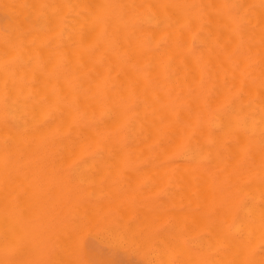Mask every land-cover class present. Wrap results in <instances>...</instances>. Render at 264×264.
Here are the masks:
<instances>
[{
  "label": "bare ground",
  "instance_id": "bare-ground-1",
  "mask_svg": "<svg viewBox=\"0 0 264 264\" xmlns=\"http://www.w3.org/2000/svg\"><path fill=\"white\" fill-rule=\"evenodd\" d=\"M0 8L5 15L4 26L0 23V264H28L25 263L23 247L26 240L34 242V238L36 239L35 236L33 239H27V233L32 232L30 228L34 230L39 219L43 222L51 216L53 218L56 211H61L59 213L62 214V206L73 210L74 206L70 207L73 202L75 204L72 198L84 193L75 190L79 196L78 193L71 195L73 197L68 196L72 201L65 206L67 195L77 184L70 181L75 183L72 184L73 188L70 182L68 185L66 182L69 176H64V173H67H63L64 170L61 174L60 169L59 173L53 172L54 177L57 178L55 175L58 174V177L62 175L63 177H60L63 179L67 178L62 182L69 188L66 185V190L61 189L66 191L67 195L62 192L54 193L56 188L59 189L57 192L60 191V185L62 188V178H58L60 183L56 182L57 179L51 181L54 177L50 170L54 167L52 165L57 168H60V165L66 167L74 160L72 158L84 156H100L103 160L104 157L108 160V157H111L104 167L109 169V166L115 165L117 168L113 166V169L111 166L114 171L105 169V174L108 171L114 173L120 168L118 172L122 175L126 170H122L126 166H121L125 163V158H129L132 163L134 158H150L152 162L148 165L153 167L152 171H161H154L159 174H154L155 178L148 167L151 171L149 175L152 174L158 182L162 172H166L170 179L172 174L173 178L179 174L177 179L187 188H184L187 190L185 193L192 199L191 203L202 205L199 214L204 221L201 218L200 221L209 224L208 232L212 236L209 240L214 247L213 263L264 264V0H0ZM16 157H23V160ZM24 157L28 159L25 160ZM31 157L35 160L30 159ZM45 157H64L66 162L64 159H60L61 162L58 159V163L56 159L53 160L55 163L49 160L51 169L48 168L47 172L44 166L48 161ZM65 157H69L68 161ZM113 157L121 159L117 163L115 159L111 164ZM101 159L95 161H102L101 164L105 165L107 159ZM29 164L36 165L37 169H40L38 166L44 167L41 168L42 171L39 170L43 172V176L32 167L35 169L34 173H38V179L35 174L36 181L30 176L29 179L26 178L32 173L27 174L26 168L31 167ZM101 164L98 163V167L95 165L94 170L101 169ZM91 165V168H94L92 163ZM10 166L14 171L16 166L19 171L22 167L25 169L23 172L27 170L22 172L26 174V179L24 176V179L19 178L22 176L19 171V179L15 178L16 172L14 173ZM19 167L21 168L18 169ZM102 170L98 173H102ZM145 170L142 174L148 171ZM119 173L117 176H121ZM133 173L132 171L129 174ZM9 174L15 178L14 182ZM48 174L49 177L45 176ZM94 174L91 173V177ZM163 174L162 177L166 176ZM104 175L101 179L108 178L111 174H106V177ZM122 176L127 179L130 175ZM40 177L49 179L41 183L43 178ZM112 177L114 175L110 178ZM130 178L127 181L120 180L127 183ZM173 178L171 180L176 179ZM81 179L82 182L83 178ZM151 179L152 177L149 179L148 176V184ZM166 179H162L164 183ZM107 180L106 185L108 183L111 186ZM134 180L131 182L136 186ZM88 181L95 182V179L92 177V180ZM176 181L175 185L178 183ZM120 182L117 181V185ZM151 182L150 185L155 186ZM163 182L161 181L162 185ZM102 183L105 185L104 181ZM99 185L100 183L97 186ZM131 185L129 183L126 189ZM138 185L133 186L134 189L137 188L136 192L140 189ZM175 185L172 182L171 186ZM86 186L87 184L83 188H88ZM157 186L149 187L154 188L152 191L156 193L160 189ZM113 187L115 188V185ZM89 188L93 187L90 185ZM96 188H93L96 195L98 192L101 196L99 191L104 188H99V191H96ZM108 189L111 190L112 187L103 190L105 195ZM119 189L115 190L120 191ZM145 189L141 188L140 192ZM151 189L144 191V196L154 194L150 192ZM123 190L115 191L116 197L119 193L124 197ZM128 192L129 196H135L134 193L130 194L131 191ZM182 192L181 195L185 198L186 195ZM11 193H14V196ZM71 193L73 194L74 190ZM93 194L95 193L92 192V197H96ZM113 195L111 196L114 197ZM141 195L140 198L143 196ZM11 196H16L13 198L15 203ZM120 196L118 195L119 198ZM112 197L111 199H117ZM80 198L82 199V196ZM126 198V201H129L130 197ZM184 198L182 197L183 200ZM194 198L199 199L201 204H197L198 200L193 201ZM119 200L116 202L119 203ZM79 201L76 202L77 205L82 202ZM142 201L144 203V200ZM187 202L186 204H189ZM87 203L92 206L89 200ZM88 204L90 208L86 207L91 210L97 203H93V208ZM104 204L97 205L99 208L101 205L106 207L107 204ZM113 204L115 205V202ZM113 204L111 207L114 208ZM56 206L61 210L58 207L56 210L51 208ZM50 208L56 213L51 210L52 215ZM96 208L98 209L97 206ZM47 209L50 211L47 212L50 214L49 218L44 215ZM104 209L101 208L102 211L110 208ZM29 210L34 212H28L32 216L29 217L28 214L27 219ZM95 210H92L93 219L97 217ZM102 211L101 214L104 213ZM36 212L38 218L33 216ZM139 212L141 213L140 210ZM171 212L169 211V214ZM185 212L183 210L179 214L181 217L185 214L189 218L190 212ZM173 213L178 215L176 211ZM191 213L193 214L192 211ZM196 213L194 212L193 217L198 215ZM63 214L65 215V212ZM80 214H76L75 218ZM129 214L123 218L131 219ZM143 214L146 215L145 212ZM124 215L126 214L123 212ZM193 217L191 224L196 226V223H199V226L202 224L203 227L204 223L199 220L195 223L197 220L194 221ZM90 218L92 219V216ZM120 218L123 219L122 216ZM49 221L52 227L54 220ZM74 221L72 222L77 223ZM88 221L89 219L86 220ZM48 223H40L41 230L44 227L48 230ZM45 224L46 226H42ZM79 224L76 229L80 227ZM61 225L59 227L66 226ZM54 226L56 230L57 224ZM170 227L167 229L171 230ZM37 231L39 230L35 229L34 232ZM53 231L47 233L52 234ZM62 232L64 234L65 229ZM41 234H44L45 238V233ZM54 234L55 237L58 236L56 232ZM38 235L40 240L43 235ZM38 235L36 234L37 238ZM69 237L67 236V239H70ZM161 240L162 244H166L162 238ZM175 244L178 247L181 245L180 248L185 251L183 244ZM175 244H170L172 249ZM13 246L17 253L12 260L10 251ZM175 248L173 250L180 251ZM178 251L175 252L176 255L181 256L183 252L178 254ZM194 252L186 250L185 257L191 255L194 259ZM189 257V262L185 258L184 264L200 260L199 256H195V260ZM166 259L168 258L164 256L161 261ZM181 260L178 259L179 262ZM199 262L201 263V260Z\"/></svg>",
  "mask_w": 264,
  "mask_h": 264
},
{
  "label": "rangeland",
  "instance_id": "rangeland-1",
  "mask_svg": "<svg viewBox=\"0 0 264 264\" xmlns=\"http://www.w3.org/2000/svg\"><path fill=\"white\" fill-rule=\"evenodd\" d=\"M5 15H4V13L1 11V8H0V23H1V25L2 26H4V24H5V19L3 18ZM17 158V157H16ZM18 158H22L21 160H23V157H18ZM17 158V159H18ZM46 158V157H45ZM45 158H41V160H45ZM49 157H47L46 159H47V161H48V163L44 166V167H46V169H47V172L49 171L48 170V168H50L51 169V163L50 162H54L55 163V161H57V163H58V161L60 160V159H64V157H52V159H48ZM66 158V157H65ZM67 158H69V157H67ZM66 158V159H67ZM71 158V157H70ZM75 158H77V157H75ZM75 158H72V159H74V160H72L71 161V159L69 160V161H71L70 162V164H69V166H68V164H67V166H66V163H65V166L66 167H64L63 165H60V168L58 167H56V165H52V167L54 166L56 169H58V171L53 167V169H55V170H53V169H51L50 170V173L52 172V176L54 177V174H55V172H58L59 173V170H60V173L62 174V170H64L63 171V173L64 172H67V173H64L65 175L64 176H66V174H67V177L69 178V179H67V178H65V179H63L62 177V175H59V177L60 176H62V177H60V178H62L61 179V182H62V180L63 181H65L66 179H67V182L66 183H68V182H70V181H74L77 185H75V189H72L71 191H73L74 190V193L72 194H70V190L68 189L69 187H68V185L71 183H68V185L67 184H65V186H64V183L62 182V183H60V179H58L59 177H58V174L57 175H55V176H57V178H52V180L51 181H55V179H57L56 180V182H59L60 184H63V186H62V188H61V185H60V191L59 192H57V190H59V189H55V191H54V193L56 192V193H60V192H62V193H65L66 191V185H67V189L70 191L69 192V195H67L66 193V195H67V198H68V196H71V195H73L74 196V194L75 193H78V192H75V190H77L78 189V191L80 190L82 193H84V195H85V193H86V196H84V195H81L82 196V199L80 198L81 196H79V193H78V195L77 194H75V195H77V196H79V197H74V198H72L73 199V201H75V204H74V202L72 203V205H70V207H73L72 209L73 210H71L69 207V209L67 208V207H64V206H62V208L61 209H64V211H62V214L65 212V215L63 214H60L59 212H61V211H56L55 212V210L56 209H58L59 207L58 206H60V205H58V206H56V207H51V208H55V210L54 209H51L50 208V211L52 210V211H54V214L56 213V215H54V217L52 218V216H51V218H49V216H50V214H48V213H50V211L48 210H46L45 211V214L44 215H48L47 217L49 218H47L48 220H46V219H44V218H46V217H42L43 219H44V221H45V223H48V221L49 220H51V222L53 221V223H54V225H56L57 224V231L56 230H54L56 227L53 225V223H52V227L50 226L51 224H50V221H49V229L47 230L45 227H44V229H42V230H47V232L48 231H50V232H52L53 230L56 232V235H58V236H56L55 237V232L53 231V233L52 234H48L47 232H45V231H42L41 230V225H40V223L41 224H44V221L43 222H40V219L38 220V222L39 223H37V224H35V228H34V230H32V228H30L31 229V233L29 232V233H27L28 235H27V239H31V237H32V239H33V237L35 236L36 237V239L34 238V242H35V244H34V242L32 241V240H26L27 242L25 243V246L23 247V252H24V257L26 258L25 260V263L26 262H28V264L30 263V264H164L165 263V261L166 260H168V261H166V264H171V263H173L174 264V261H175V264H176V262L178 261V259H182L181 260V262H177V264H184L185 263V256L187 255L186 253H185V251L187 250V252H188V249H189V251L191 252H194V250H196L194 253H193V255H194V259L193 258H191V255H188V257L190 258V259H193V260H195L196 259V257L198 258V256L200 257V260H201V263L199 262L200 260L198 259V261L196 262V263H200V264H214L213 263V256H214V247H213V243H212V241H210L209 239H211L212 238V236H211V234H210V232H208L209 231V224H208V222L207 223H204V222H201L200 220L202 219V221H204L203 219V217L201 216V214H199V213H201L200 211L202 210H200V208H202L200 205L199 206H197V205H195L194 203H191L192 202V199H189V197H187L188 196V194L186 195V193L185 192H187V190H185V189H187L185 186H184V184L182 183V182H180V180H178L177 178H178V176H179V174H176L177 175V177H174V178H176L178 181H176V179H174L173 178V176H174V174H172L173 176H171L174 180H171L170 178H169V176L166 174V172H164V174H166V176L163 174V172H162V174L165 176H163L162 177V174H161V177H158V178H161V180L160 179H158V180H160V182H158L155 178V176H154V171L157 173L158 171H156V170H154L153 169V171H152V168L149 166V165H151V162H152V160L150 159V158H134V160H133V158H130V159H132L134 162L132 163V162H129V158H123L124 160H125V163L123 162L122 164H121V166H126V167H124L123 169H122V167H121V169L122 170H124V169H126V170H124L125 172L122 174V175H125V176H129V178L131 177V175H134V177H136V175H138L137 177H145V179H144V177H143V179H138L137 177H136V180L137 181H139V183L136 181V180H134V177L132 178H130V182L128 181L127 183H123L122 181L123 180H129V178H127V179H125V178H123L124 176H122L119 172V170H120V168H119V166H118V170H115V172L114 173H110L109 171H111L112 170V167L113 166H115V165H111V164H113V160L115 161V159L116 158H114L113 157V159H112V162H111V166H109V169H108V167H107V169L104 167V166H106L107 165V161H109V160H111V157H108V158H110L109 160L106 158V157H104V159L106 160H103V157H102V159H101V157L100 156H84V157H80V158H77V159H75ZM16 159V160H17ZM24 159L25 160H27L28 158L26 157H24ZM30 159H32V160H35V159H33V157H31ZM56 159V160H55ZM59 159V160H58ZM97 159H101V160H103V161H105L106 163H105V165H103L104 163H102L101 164V162L102 161H100V162H98V161H95V160H97ZM118 159V160H117ZM116 159V163L117 162H119V160L121 159V158H117ZM142 159V160H141ZM145 159V160H144ZM18 160H20V159H18ZM32 160H29V161H32ZM37 160H39L38 158H37ZM49 160H50V162H49ZM53 160H55V161H53ZM65 160V159H64ZM136 160V161H135ZM67 161H68V159H67ZM90 161V162H89ZM93 161L96 163H93ZM131 161V160H130ZM60 162H61V160H60ZM63 162V161H62ZM65 162H66V160H65ZM87 164L86 166H85V163ZM127 162V163H126ZM50 163V165H48ZM68 163V162H67ZM84 163V164H83ZM91 163L94 165V168H91L92 167V165H91ZM101 164L100 165V167L101 166H103L101 169L100 168H97V169H100L99 171H101L103 168V170H102V173H100V174H105L103 171H105V169H106V171L107 170H109L108 172L111 174V175H114V177H115V174H116V178H114V177H112V178H110L111 177V175H110V177H108V178H103V179H101L102 178V176L96 171V170H94L95 169V167L97 166L98 167V165L97 164ZM115 163V162H114ZM32 164V163H31ZM61 164H64V163H61ZM91 166H90V165ZM119 164V163H118ZM117 164V165H118ZM149 164V165H148ZM96 165V166H95ZM12 166H14L15 167V165H12ZM12 166H10V167H12ZM26 165H24V168H26L25 167ZM31 165L29 164V167H30ZM50 166V167H49ZM57 166H58V164H57ZM77 166L79 167V168H77ZM84 166V167H83ZM28 167V166H27ZM32 167H34V168H36L37 166L36 165H34V166H31L30 168H26L27 170H28V172H27V174L29 173V172H32V173H29V175L26 177V178H28L29 179V176H30V178H33V181L37 178L38 179V177H39V175L38 176H36L38 173H41L40 175L41 176H43V172H39V170L41 169V168H44V167H40V166H38V168H40V169H37V171H38V173L37 174H35L34 172V170L35 169H32ZM63 167V168H62ZM91 168V170L89 171V168ZM111 167V168H110ZM116 167V166H115ZM151 169V171H152V174H153V176L155 177V178H153V176H151V175H149V172L151 173V171H150V169ZM13 168V167H12ZM12 168L10 169V171H9V173L11 174V170H12ZM21 167H19L18 169H20ZM23 167H22V169H20V171L19 170H17V166H16V168H15V170L16 171H14V168H13V171H14V173L16 172V175L13 173V175H15V176H17V177H15V178H18L19 177V175L20 174H22V172L25 170ZM117 168V167H116ZM131 169L130 171H129V169ZM141 168H142V171H141ZM143 168H147L146 170L145 169H143ZM46 169H45V171H46ZM88 169V170H87ZM93 169V170H92ZM113 169H114V167H113ZM133 169V170H132ZM138 169H140V170H138ZM23 170V171H22ZM26 170V171H27ZM30 170V171H29ZM121 170V171H122ZM134 170H138L137 172L136 171H134ZM144 170L145 171H147L145 174H142V173H144ZM20 173H19V172ZM25 171V172H26ZM41 171H42V169H41ZM44 171V170H43ZM80 171H82L83 172V174H82V172H80ZM88 171L90 172V173H88ZM97 173H96V172ZM114 170H112V172H113ZM116 171H117V173H119L121 176H117V173H116ZM119 171V172H118ZM127 171H128V173H127ZM132 171L134 172L133 174H129L130 172L132 173ZM141 173H140V172ZM19 173V175H18V173ZM25 172H23V173H25ZM53 172H54V174H53ZM108 172H106V174L108 175ZM136 172V173H135ZM160 173H161V171H159ZM158 172V173H159ZM46 173V172H45ZM44 173V174H45ZM91 173L92 174H94V173H96V174H94V176L92 175V177H94V179H95V182L93 181H88L89 179H91L92 180V177H91ZM138 173V174H137ZM139 173H140V175H139ZM9 174V176H11V178H12V181L14 182V180H15V178L14 177H12L13 175H10ZM33 175L32 177H31V175ZM34 174H35V177L36 178H34ZM105 174V175H106ZM127 174V175H126ZM147 174V175H146ZM169 175H170V173H168ZM24 175H26V174H22V176H20L19 178L20 179H24L25 178V176ZM89 175V176H88ZM95 175H99V176H101L100 177V179H99V176H96L95 177ZM104 175V177H106ZM108 175V176H109ZM141 175H143V176H141ZM156 176H159V174L157 175V174H155ZM23 176H24V178H23ZM45 176H48L49 177V174L48 175H45ZM51 176V175H50ZM79 176V177H78ZM84 176H86L85 178H84ZM127 176V177H128ZM147 176V177H146ZM148 176H149V179L152 177V179L149 181V184L147 183V179H148ZM151 176V177H150ZM117 177L119 178V179H117ZM166 177H167V179H166ZM14 178V179H13ZM18 178V179H19ZM25 178V179H26ZM40 178H43L42 179V181H41V183L42 182H46V181H48V179L49 178H47L46 177V179H44L45 177H40ZM40 178H39V180H37V182L39 183V181H40ZM81 178H83V181L82 182H84L83 184H82V182H81ZM100 180V182H99V180ZM114 178V179H113ZM166 179V181H165V183L163 182V180L162 179ZM168 178L170 179L169 180V183L172 185V182H173V185H175L174 184V182L176 181V182H178V183H180V184H176L175 185V187H173V186H171L169 183H168ZM73 179V180H72ZM75 179V180H74ZM78 179H80V180H78ZM88 179V180H87ZM104 179H108L107 180V182H110L112 185L111 186H109L108 185V183H107V185H106V180H104ZM115 179H117V180H115ZM122 181H121V180ZM134 180V182H136L135 184H136V186L138 185V187H140V189L138 188V192H139V194H138V192H136V190H137V188H135L134 189V187L133 186H135L132 182H133V180ZM32 180V179H31ZM49 180V181H50ZM97 180V181H96ZM111 180V181H110ZM140 180H141V182H140ZM146 180V181H145ZM153 180V181H152ZM157 182H156V181ZM36 181V180H35ZM80 181V182H79ZM88 181V182H87ZM104 181V184L105 185H103V182ZM117 181L118 182H120L118 185H117ZM132 181V182H131ZM145 181V182H144ZM152 181V182H151ZM161 181L164 183V184H166V182H167V184L166 185H162L161 184ZM44 182V183H45ZM74 182H72L71 183V185L73 184H75ZM87 182V183H86ZM97 182V183H96ZM115 182H116V184H115ZM150 182H151V184H154L155 186H157L158 188H160L159 190H157L156 191V193H155V189L154 188H156L155 186H153V185H150ZM154 182V183H153ZM155 182L157 183V185L155 184ZM79 183V184H78ZM87 184V186L86 187H88V188H83V186H85L86 184ZM99 184L100 183V185L99 186H97L98 187V189L96 188V186H94L95 184ZM130 183V185H131V183H132V185L128 188V190L126 189V187H128L127 185ZM138 183V184H137ZM143 183H145V184H143ZM88 184H89V186H88ZM94 184V185H93ZM115 185V188L113 187L114 185ZM146 184H148V185H146ZM73 185H72V188H73ZM90 185H91V187H93V188H96V191L98 190H100V189H102V188H104V189H102V191L100 190L99 191V193H102L101 194V196L98 194V192H97V195H96V192H95V190L93 189V188H89L90 187ZM120 185V186H119ZM123 185V186H122ZM146 187H145V186ZM159 185H162V187L161 186H159ZM179 185H180V187H179ZM81 186V187H80ZM104 186H109V187H107V188H110L111 189V187H112V189L111 190H106V194L107 195H105V193H104V191L103 190H105V189H107V188H105ZM135 186V187H136ZM149 186H152V187H154V188H152V189H154L153 191H152V189H151V187H149ZM176 186H178V187H176ZM65 187V188H64ZM121 187H122V190L123 189H125V190H123V194H124V197H122V196H120L121 195V193H119V194H117V197H116V193H115V191L116 192H120V191H122L121 190ZM124 187V188H123ZM132 187V188H131ZM59 188V187H58ZM63 188L65 189L64 191L65 192H63V191H61V189L63 190ZM71 188V187H70ZM100 188V189H99ZM117 188H120L119 190L120 191H118V190H115V189H117ZM141 188L143 189H147V188H149V189H151L150 190V192L152 193V192H154V194L152 193V194H150V196H149V194H148V196H144V191L145 192H147L149 189H147V191H146V189L145 190H143L142 192H140L141 191ZM162 188V189H161ZM185 188V189H184ZM87 189H91V190H87ZM132 189H134V191L132 190ZM166 189V190H165ZM168 189V190H167ZM183 189V190H182ZM13 190V189H12ZM82 190H85V192L84 191H82ZM86 190L88 191V193L86 192ZM162 190V191H161ZM184 192V194L186 195L185 196V198H184V196H182L181 195V192L182 191ZM79 191V192H80ZM94 192L95 194H93V196L95 195L96 197H92V192ZM112 191H114V192H112ZM125 191H131V193L130 194H133L134 193V195L135 196H133V195H128L127 194V192L125 193ZM163 191H165V192H163ZM168 191V192H167ZM170 191V192H169ZM91 194H90V193ZM109 192V193H108ZM111 192V193H110ZM128 192V193H129ZM135 192L138 194V196H136L137 194H135ZM182 192V193H183ZM62 193H61V195H62ZM113 193H114V195H113ZM149 193V192H148ZM166 193H168V194H166ZM179 193V194H178ZM13 196H14V193H11ZM65 194H63V196L65 195ZM110 194V195H109ZM126 194V195H125ZM140 194H142L141 196V198L139 197L140 196ZM60 195V194H59ZM60 195V196H61ZM88 195H91V197H89ZM105 197H104V196ZM111 195H113L114 197H112ZM118 195L120 196V198L118 197ZM146 195H147V193H146ZM167 195V196H166ZM175 195V196H174ZM13 196H11V198H12V201H13V203H15V198H16V196H15V198L13 197ZM73 196H71V197H73ZM84 196V197H83ZM100 196V197H99ZM103 196V197H102ZM130 197L129 198V201H126V200H128V198H126V197ZM131 196H133V198L131 197ZM178 196V197H177ZM185 199V200H183L182 199V197ZM65 197V196H64ZM102 197V198H101ZM108 197H109V199H108ZM111 197L112 198H117L116 200L118 201L119 199V203H117L116 202V200H114V199H111ZM137 199H136V198ZM138 197L140 198V199H138ZM148 197V198H147ZM172 197V198H171ZM175 197V198H174ZM14 198V199H13ZM63 198V197H62ZM61 198V199H62ZM75 198H78L79 200H77V199H75ZM98 198V199H97ZM100 198V199H99ZM119 198V199H118ZM123 198H125V199H122ZM145 198V199H144ZM169 198V199H168ZM178 198V199H177ZM179 198H180V200H179ZM187 198V199H186ZM64 199V198H63ZM66 199V198H65ZM64 199V200H65ZM70 197L68 198V199H66V201L65 202H67V203H65V206H67V204H71V203H69V201L71 202L72 200L70 199ZM75 199V200H74ZM102 199V200H101ZM149 199V200H148ZM171 199V200H170ZM68 200V201H67ZM87 200V201H86ZM88 200H89V203H91L92 202V206L90 205V204H88L87 202H88ZM103 200H105V202L103 201ZM106 200H107V202H106ZM111 200V201H110ZM113 200V201H112ZM122 200V201H121ZM137 200V201H136ZM138 200H139V202H138ZM142 200H144V203H143V201ZM145 200H146V202H145ZM161 200H163V202L161 201ZM174 200V201H173ZM183 202H182V201ZM195 200V202H197V200H198V202H197V204H201V202L199 201V199H196V198H194L193 199V201ZM78 201L79 202H81V204H83L85 207L87 206V204L88 205H90L91 206V208H93L95 205H93V203L95 204V203H97L98 205H99V203L100 204H104V203H106L107 205H106V207L105 206H103V207H105V209L106 208H110L109 210H105L103 207H102V205H101V208H102V210L104 209L105 211H102L101 210V208H99V206L96 204V206L98 207V209L96 208V206L93 208V209H91V210H88L90 207L89 206H87V207H89L88 209H87V207H86V209H87V213L89 214V215H91L92 216V219H93V214H94V212H92V210L94 211L95 210V215L97 214V217H99V218H97L96 216H95V219H96V221L94 222V220L95 219H93V223H91V216H89V215H85V214H87L86 213V210H85V207L83 208L82 206L83 205H81L80 203L77 205L76 204V202L78 203ZM100 201V202H99ZM125 201V202H124ZM131 201V202H130ZM149 201V202H148ZM153 201V202H152ZM159 201V202H158ZM161 201V202H160ZM171 201H173L172 203H171ZM177 201V202H176ZM186 201H188L187 203H189V204H186ZM109 202H112V204H113V202H115V205L113 204V206H115L114 208L113 207H111L112 206V204L111 205H109L110 203ZM122 202H124V207H123V203ZM142 202V203H141ZM168 204H167V203ZM182 204H181V203ZM86 203V204H85ZM117 203V204H116ZM120 203H122L121 205H119ZM135 203V204H134ZM137 203H139V204H137ZM154 203H156V204H154ZM161 203H163V204H161ZM174 203V204H173ZM177 203V204H176ZM180 203V204H179ZM126 204H127V206H126ZM129 204V205H128ZM176 204V205H175ZM186 204V205H185ZM195 205V206H197V207H195V206H193V205ZM62 205H64V204H62ZM77 205V206H76ZM79 205L81 206L80 208H79ZM105 205V204H104ZM131 205V206H130ZM138 205V206H137ZM143 205V206H142ZM185 205V206H184ZM190 205V206H189ZM55 206V205H54ZM108 206V207H107ZM110 206V207H109ZM130 208H129V207ZM136 206V207H135ZM147 206V208H145ZM152 206V207H151ZM177 206V207H176ZM195 207V208H193V207ZM48 207V205L46 206V208ZM58 207V208H57ZM61 207V206H60ZM64 207V208H63ZM117 207V208H116ZM121 207H123V208H121ZM126 207V208H125ZM167 207V208H166ZM198 207H199V209H198ZM65 208H66V210H65ZM77 208V209H76ZM79 208V209H78ZM113 210H112V209ZM142 208V209H141ZM145 208V209H144ZM158 208V209H157ZM184 208V209H183ZM196 208H197V210H196ZM60 208H59V210H61ZM75 209H76V211H75ZM82 209H84V210H82ZM99 209H100V211H99ZM133 209H135V210H133ZM147 209V211H145ZM186 209H188L186 212H185V210ZM191 209H193V210H191ZM79 210H82V211H80L81 212V214H80V212H79ZM118 210H120V211H118ZM127 210V211H126ZM130 210H132V211H130ZM139 210L141 211V213L139 212ZM183 210H184V212L185 213H189L188 215H190V217L188 218V216L187 215H185V214H183L185 217H187L186 219H185V217L182 215V217H181V214H179V212L181 213V212H183ZM199 210V211H198ZM51 211V214L53 213ZM89 211V212H88ZM98 211V212H97ZM104 212V213H100V212ZM125 211H126V213H125ZM142 211H144L145 212V214L146 215H144L143 213L144 212H142ZM158 211V212H157ZM169 211H172L170 214H169ZM173 211H176V212H178V215L176 214V215H174V213H173ZM191 211L193 212V214L191 213ZM196 211H197V213H196ZM28 212H30V210L29 211H27V219L29 218V217H31L32 215H30L32 212H34L33 210H32V212H30V214L28 213ZM48 212V213H47ZM76 212V213H75ZM116 212H118V213H122V214H118V213H116ZM123 212H124V214H126V215H124L123 216ZM127 212H128V214L129 213H132V215L131 214H129V215H131L132 217H131V219H130V217L127 219V220H125L124 218H126V216L128 215L127 214ZM133 212H134V215H133ZM138 212V213H137ZM161 212H162V215H161ZM168 213V214H164V213ZM194 212L196 213V214H198V215H200L201 217H199L198 215H196V216H194L193 217V215H194ZM38 212H36V214H33V216H37V218H38V214H37ZM47 213V214H46ZM58 213H59V215H58ZM67 213V214H66ZM83 213H84V215H83ZM93 213V214H92ZM101 215H100V214ZM173 213V214H172ZM28 214H29V217H28ZM76 214H80V215H77L76 216V218H75V215ZM103 214H105V215H103ZM159 214V215H158ZM191 214H192V217L194 218L193 220L195 221V220H197V221H195V223L196 222H198V220L201 222V223H204V225H203V227L201 226L202 224H200V226L202 227H200L199 226V223L197 224L196 223V226H195V224L194 223H192L191 224V221H192V217H191ZM43 215V216H44ZM53 215V214H52ZM61 215V216H60ZM72 215H74V217L72 216ZM107 215V216H106ZM120 215V216H119ZM160 215L162 216V217H160ZM167 215L169 216V217H167ZM174 217L175 219H173L172 217ZM55 216H56V218H55ZM83 216H85V217H83ZM86 216H88V218L86 217ZM122 216V218L123 219H121L120 217ZM133 216L135 217V218H133ZM146 216V217H145ZM178 216V217H177ZM41 217V216H40ZM60 219H59V218ZM82 217H83V219H82ZM128 217V216H127ZM148 217V218H147ZM150 217V218H149ZM153 217V218H152ZM163 217H165V219L163 218ZM167 217V218H166ZM176 217H177V219H176ZM199 217V218H198ZM36 218V219H37ZM59 220H58V219ZM182 218V219H181ZM201 218V219H200ZM42 219V220H43ZM62 219V220H61ZM89 219V221L88 222H86V220H88ZM91 219V220H90ZM136 219V220H135ZM185 219V220H184ZM57 220V221H56ZM77 221V223L75 222V221ZM78 220H80V222H78ZM99 220V221H98ZM138 220V221H137ZM160 220V221H159ZM164 220V221H163ZM190 220V221H189ZM66 223V222H68V223H64V222ZM72 221H74L75 223H73ZM120 221H121V223H120ZM141 221H142V223H141ZM151 221V222H150ZM162 221V222H161ZM169 221H170V223H169ZM174 221V222H173ZM71 222V223H70ZM81 222H85V223H87L88 224V226H87V224H82ZM91 224H90V223ZM98 222H99V224L100 225H98ZM103 222V223H102ZM128 222H129V224H128ZM139 222V223H138ZM155 222H157V223H155ZM159 222V223H158ZM177 222V223H176ZM179 222H181V224H179ZM184 222V223H183ZM80 223V224H79ZM94 223H96V224H94ZM102 223V224H101ZM120 223V225H117V224H119ZM151 223H152V225H154V226H152L151 225ZM172 223H174V224H176L177 225V227H176V225H174V228H172L173 227V225H172ZM186 223V224H185ZM63 225V226H65V227H59V225ZM70 224V225H69ZM73 224H76V226L75 225H73ZM79 224V228L78 229H76V227H77V225ZM128 224V227L126 226ZM131 224H132V226H131ZM141 224V225H140ZM146 224V225H145ZM183 224V225H182ZM189 224V225H188ZM191 224V225H190ZM36 225H37V227H36ZM61 225V226H62ZM69 225V226H68ZM84 225V226H83ZM89 225H91V227L89 226ZM140 225V226H139ZM166 225V226H165ZM172 225V226H171ZM189 226L188 228L186 227V226ZM206 225V226H205ZM38 226H40L39 228H38ZM42 226H46V224L45 225H42ZM72 226H74L75 228L73 229V227ZM94 226V227H93ZM125 226H126V228H125ZM171 226V227H170ZM194 226V227H193ZM205 226V227H204ZM123 227V228H122ZM153 227V228H152ZM167 227H170V228H172L171 230L170 229H167ZM195 227H197V228H195ZM82 230H81V229ZM86 228V229H85ZM128 228V229H127ZM185 229V230H183V229ZM187 228V229H186ZM198 228H199V230L200 231H198ZM29 229V230H30ZM35 229L36 230H39V231H41L42 233H45V235H46V233H47V235H49L48 237H47V235L45 236V238H43L44 237V234H41V232H39V231H37V232H34L35 231ZM61 229H63V230H61ZM64 229H65V232H64V234H63V232L62 231H64ZM89 229V230H88ZM108 229V230H107ZM140 229H141V231H140ZM205 229V230H204ZM79 232H78V231ZM84 230V232L82 233V231ZM103 230V231H102ZM105 230H107L106 232H105ZM196 230H197V232H196ZM74 231V232H73ZM119 231V232H118ZM137 231H138V233H137ZM81 232V234H79ZM90 232V233H89ZM101 232V233H100ZM117 232V233H116ZM185 232V233H184ZM191 232H193V233H191ZM35 233V234H34ZM75 233V234H74ZM108 233V234H107ZM110 233V234H109ZM171 233V234H170ZM36 234L38 235V234H40V235H43L42 236V238L39 240V235H38V238H37V236H36ZM67 234H69L70 235V237H69V235H67ZM79 234V235H78ZM104 236H103V235ZM135 234V235H134ZM167 234V235H166ZM181 234V236H179ZM32 235V236H31ZM117 235V236H116ZM161 237H160V236ZM173 235V236H172ZM187 235V236H186ZM191 235V236H190ZM67 236L70 238V239H67ZM108 236H110V237H108ZM162 236H164L165 238H166V240L167 241H165V238L164 237H162ZM168 236V237H167ZM189 236V237H188ZM41 237V236H40ZM52 237V238H51ZM58 237V238H57ZM75 237V238H74ZM77 237V238H76ZM104 237V238H103ZM111 237H112V239H111ZM117 237V238H116ZM211 237V238H210ZM55 238V239H54ZM133 238V239H132ZM161 238L164 240L163 241V243H166V244H162V240H161ZM38 239V240H37ZM121 239H122V241H121ZM158 239V240H157ZM192 239V240H191ZM200 239H201V241H200ZM207 239V240H206ZM64 241V242H62V241ZM123 240L125 241V242H123ZM156 240V241H155ZM186 240H188V241H186ZM191 240V241H190ZM31 241H32V243H31ZM36 241L37 242H39V243H36ZM51 241V242H50ZM110 241V242H109ZM130 241H131V243H130ZM155 241V242H154ZM168 241H170L169 243L173 246V244H175L176 242L177 243H181V244H183V246H185L186 248H184V250L185 251H183L182 249L183 248H180L181 247V245L180 244H178V245H180V247H178L177 246V244H175L174 245V247H173V249L175 248V246H177L176 248L178 249H180V251H182L183 253H181V256H179V255H176L177 253H175V252H177V251H175V250H173L171 247V245L168 243ZM173 241V243H171ZM176 241V242H175ZM181 241V242H180ZM204 241V242H203ZM65 242H66V245H65ZM114 242V243H113ZM132 242H134V243H132ZM191 243H194V244H191ZM44 244V245H43ZM136 244V245H135ZM167 244H168V247H166L167 246ZM58 245H59V248H58ZM75 245V246H74ZM131 245V246H130ZM137 246V247H135V246ZM158 245V246H157ZM194 245H196V246H194ZM208 245H209V247H208ZM40 246H41V248H40ZM62 246V247H61ZM67 246V247H66ZM156 246V247H155ZM165 246V247H164ZM182 246V247H183ZM132 247H133V249H132ZM160 249H158V248ZM200 247V248H199ZM211 247V248H210ZM62 250H61V249ZM64 248H66V250H64ZM70 248V249H69ZM162 248V249H161ZM188 248V249H187ZM202 248H204V249H202ZM211 250H210V249ZM68 249V250H67ZM201 249V250H200ZM64 250V251H63ZM162 250V251H161ZM170 250V251H169ZM204 250H206V251H204ZM36 251V252H35ZM159 251V252H158ZM180 251H178V254H179V252ZM162 252H165L164 254L162 253ZM171 252V253H170ZM172 252L174 253V254H172ZM199 252V253H198ZM16 253H17V249L15 248V246H13L12 247V250L10 251V258L13 260V259H15V256H16ZM153 253V254H152ZM157 253L159 254V255H157ZM160 253H162V256H161V254ZM170 253V254H169ZM185 253V254H184ZM197 253V254H196ZM202 253V254H201ZM28 254V255H27ZM184 254V255H183ZM190 254V253H189ZM29 255H30V257H29ZM153 255H155V256H153ZM165 256V258H168V259H166L165 261L163 260V262L161 261L162 260V258H164V256ZM167 255V256H166ZM171 255V256H170ZM204 255V256H203ZM44 256V257H43ZM55 256H57V257H55ZM158 256V257H157ZM161 256V257H160ZM184 256V257H183ZM196 256V257H195ZM174 257H176V258H178V259H175ZM187 257V258H188ZM202 257H203V259H202ZM52 258H53V260H52ZM159 258H161V260L159 259ZM186 258V259H187ZM175 259V260H174ZM207 259H208V261H207ZM28 260V261H27ZM35 260V261H34ZM57 260H59V261H57ZM177 260V261H176ZM184 260V262H182ZM34 261V262H33ZM61 261V262H60ZM186 261H188L189 262V259H187ZM203 261V262H202ZM210 261V262H209ZM32 262V263H31ZM58 262V263H57ZM155 262V263H154ZM170 262V263H169ZM188 262H186V263H188ZM212 262V263H211ZM191 263H192V261H191ZM195 262H193L192 264H196ZM198 263V264H199ZM27 264V263H26Z\"/></svg>",
  "mask_w": 264,
  "mask_h": 264
}]
</instances>
